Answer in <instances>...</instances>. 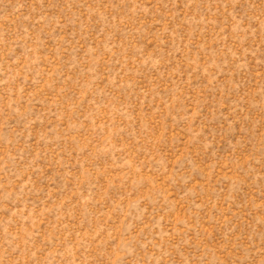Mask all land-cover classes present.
Returning <instances> with one entry per match:
<instances>
[{
    "label": "rangeland",
    "instance_id": "1",
    "mask_svg": "<svg viewBox=\"0 0 264 264\" xmlns=\"http://www.w3.org/2000/svg\"><path fill=\"white\" fill-rule=\"evenodd\" d=\"M0 264H264V0H0Z\"/></svg>",
    "mask_w": 264,
    "mask_h": 264
}]
</instances>
